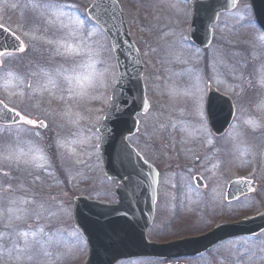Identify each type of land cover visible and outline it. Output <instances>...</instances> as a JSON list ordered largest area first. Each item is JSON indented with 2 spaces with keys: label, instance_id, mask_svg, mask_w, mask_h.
<instances>
[{
  "label": "rangeland",
  "instance_id": "rangeland-1",
  "mask_svg": "<svg viewBox=\"0 0 264 264\" xmlns=\"http://www.w3.org/2000/svg\"><path fill=\"white\" fill-rule=\"evenodd\" d=\"M89 1L11 0L5 4L0 3V25L9 30L13 29L24 41L26 53L23 57H30V53L34 54L33 65L29 66L40 69L41 75L38 77L36 87L41 91L43 98L50 102V107H42L41 100L37 99L38 89L32 86L28 90L25 82L19 91L13 89V93H10L15 72H11L13 76L0 72V80L8 87L7 90L0 89V99L2 97L6 103L12 105L10 98H15L17 108L26 111L29 116L38 120L46 117L48 128H55V133L60 136V138H52L54 161L44 153L43 159H40L44 151L43 146H47V142L40 141L38 135H34L30 130H22V132L26 131L25 134L15 133L16 137L21 136L19 140L1 139L0 178L2 173L7 171L3 174V178L13 179L14 184L12 185V182L9 184L11 191L12 186L19 184L21 178L55 185V181L60 182L59 174H61L75 194L86 193L91 199L101 202L114 201L112 192L118 184L109 183L102 176L97 129L109 106L110 95L117 81V69L108 37L85 15V7L90 3ZM119 1L122 2L123 12L127 22L130 23L129 29L132 30L133 41L143 57L147 94L149 93L148 99L152 105L150 115L142 119L140 135L130 140L133 145H138L141 151L147 152L149 156V138L153 131L183 133L187 127L188 131L202 135L205 130L201 122L204 112L203 101L208 82H213L220 88L217 90L222 93L234 94L238 107L235 131L224 139L226 145L233 143L234 147L231 152L223 150L220 153L225 166L221 169L223 172L217 175L216 182L202 198V215L195 219L188 217L184 224H181V216L178 230L164 229L163 227L168 226L172 220L168 210L174 206L171 197L166 196L165 193L157 210L162 206L166 214L161 219L157 217L154 227L157 231L153 233L152 229L149 230L148 240L164 241L167 238L177 237L178 234L200 235L209 228L212 218L233 210L237 212L238 219L246 218L245 215L249 213L263 211L264 34L251 17L248 18L250 11H244L248 6L245 4L243 8H238L232 14L233 16L238 13L235 18L226 16L221 19L215 27L217 42L203 52L196 50V47L189 42L187 32L180 30L190 23L191 15L189 8L183 3L172 0H149L150 7L146 10V5L138 6V0ZM65 3L75 5L74 10L69 13L70 16L79 17L84 21L83 29L78 31L75 37L69 35V29L60 28L58 22L49 23L50 19H54L53 13L58 15V12L55 7H45V5ZM153 10L157 13L159 10L164 12L157 19ZM142 17L149 21H143ZM245 17L249 20H245ZM61 19L71 23L67 17ZM141 20L143 25L151 26L149 29L152 30L146 32L141 28L139 25ZM28 21L34 22L32 27L23 28V24ZM236 36L238 45H235ZM61 44L65 46L62 47ZM68 44L78 46L80 54H68L66 51ZM41 50L46 59L37 55ZM8 60L6 59L5 63ZM66 75L71 79H65ZM50 80L54 81V84L50 83ZM21 93L24 94V99ZM30 99L34 101L27 103L26 101ZM54 107L53 114L56 115L52 116L48 112ZM17 157L20 162L17 161ZM38 164L42 166L37 167ZM44 164L47 174L44 171ZM52 164L58 167L59 172L56 173V168ZM252 164L256 168L253 178L259 185L257 187L254 183L256 193L238 203L227 204L224 192L230 179L235 175L252 173ZM233 171L236 173L232 176ZM173 179L182 182L187 176L179 172L173 176ZM47 184L44 186L47 197L44 196L38 201L33 197L24 196H21L20 201L13 192L4 197L0 195V208L10 207L12 197L14 220L19 219L21 225L27 224L36 214L46 219L44 226L35 231V227L30 228L37 234L35 237L13 233V244L11 245L9 241L10 249L6 250V246H0V264H84L86 262L88 246L73 227V198L60 201L59 195L57 203H49L48 195H53L54 191L47 188ZM159 198L161 199V194ZM177 200L178 197L175 196L174 201ZM21 203L26 208L25 213L22 211ZM2 220L0 218V223ZM4 224L8 226L10 233L7 237H10L13 232L10 228H14L15 222L13 221L12 225L10 222ZM40 229H43V232H40ZM215 248L214 251L226 252L227 262L232 261L231 264H264V235L258 239L228 240ZM21 249L28 256L14 257L13 252H19L20 255ZM2 253H5L4 257ZM130 264H164V262L138 260Z\"/></svg>",
  "mask_w": 264,
  "mask_h": 264
},
{
  "label": "water",
  "instance_id": "water-1",
  "mask_svg": "<svg viewBox=\"0 0 264 264\" xmlns=\"http://www.w3.org/2000/svg\"><path fill=\"white\" fill-rule=\"evenodd\" d=\"M251 2L257 21L264 30V0ZM220 10L217 7L214 14ZM87 13L109 36L116 57L119 77L111 95L109 110L98 128V148L105 175L109 179L120 180L125 187L124 191L117 193L120 202L117 207L90 202L85 198L75 201V225L87 239L90 248L87 264H115L121 259L141 256L167 258L179 251L194 255L229 237L256 235L263 231L264 213L239 224L221 226L201 238L167 246L146 243V231L154 215L158 173L128 143V139L138 131L137 116L145 114L148 108L142 80L143 66L129 37L120 7L114 0H96ZM201 13L197 9L194 29L199 27ZM213 22L210 21L205 28ZM207 40L197 44L206 47L210 42L209 36ZM18 44L11 34L0 31V51L18 52ZM216 98L210 96L209 110L216 108ZM219 115L213 110L210 114V124L216 132L223 130H219L216 120ZM20 122L21 118L17 120L0 108L1 124ZM244 192H249V182L235 181L229 186L228 198H237Z\"/></svg>",
  "mask_w": 264,
  "mask_h": 264
},
{
  "label": "flooded vegetation",
  "instance_id": "flooded-vegetation-1",
  "mask_svg": "<svg viewBox=\"0 0 264 264\" xmlns=\"http://www.w3.org/2000/svg\"><path fill=\"white\" fill-rule=\"evenodd\" d=\"M189 5V7H191V3ZM231 14L232 13H224L221 16L226 17ZM210 87L212 86L208 84L207 88L209 89ZM230 97L232 98V94ZM203 104L204 112L202 114L203 119L201 122L203 123L205 130L202 135L196 132L185 131L183 133L158 132L151 136L150 161L159 171L158 204L162 201L163 194L165 193L166 196L171 197L172 204H174V206L168 210L170 211L172 220L168 226L163 227L164 229L175 228L178 230L180 228L179 221L181 216V224H184L186 219H195L202 215V198L205 192L209 191L212 185L216 182L217 175H220L223 172L221 169L225 166V161L222 159V156H220V153H222L223 150H229L231 152L234 147L233 143L228 146L226 145V141L224 144L221 142L228 138L236 128V103L234 99H232L233 116L228 122L227 130L221 136L215 135L211 131L210 126H208L207 114L205 113V101H203ZM162 135L164 137H158ZM180 135L183 136L180 137ZM179 172L185 174L187 179H184L182 182L173 179V176ZM235 173L236 172L233 171L232 176L235 175ZM197 178L203 180V187L199 186ZM160 194L161 199L159 198ZM175 196L178 197L177 202L174 201ZM224 199L226 201L225 195ZM232 204L234 203H231V205ZM156 212V220L157 217H160L161 219L166 214L165 209L162 206L159 210H156ZM223 216L236 219L237 212L233 210L232 212L223 213L212 218L211 225L207 230L221 224L219 221ZM175 220L178 221L175 222ZM155 225L156 221L152 228L153 233L157 231L154 230ZM196 236L198 235L181 236L178 234L177 237L167 238L164 241H152L163 244L174 240L193 238ZM215 249L216 248L214 247L194 258L168 260L167 264H203L206 263V261L212 264H231L232 261L227 262L228 254L226 252L219 250L214 251Z\"/></svg>",
  "mask_w": 264,
  "mask_h": 264
},
{
  "label": "snow or ice",
  "instance_id": "snow-or-ice-1",
  "mask_svg": "<svg viewBox=\"0 0 264 264\" xmlns=\"http://www.w3.org/2000/svg\"><path fill=\"white\" fill-rule=\"evenodd\" d=\"M45 7H55L57 9V12H58V15L57 13H53V17L54 19H50L49 20V23H55V22H58L59 23V27L64 29H69V35L72 36V37H75L77 32L78 31H81L84 27V21L81 20L79 17H72L69 15V13H71L74 8H75V5L73 4H60V5H45ZM61 17H67V19L69 21H71V23H67L65 22L63 19H61ZM0 31H3V32H7L8 30L3 28L2 25H0ZM18 39V38H16ZM49 43H51V41H49ZM62 47H64L65 45L61 44ZM25 49H24V46L23 44H18V47H17V51H20V52H23ZM66 51L68 54H80V49L78 46H74L72 44H68L66 46ZM5 56V51H0V57H4ZM0 65H2V60H0ZM9 76H13L14 74L9 72L8 73ZM18 78V77H17ZM65 79H68L70 80L71 77L70 76H65ZM50 83H53L54 84V81H51L50 80ZM22 95V93H21ZM0 108H3L6 112L10 113L11 115L15 116L17 118V120L19 119V113H15V112H12L11 109H8L6 105H4L3 103H0ZM24 123L26 124H29V125H33V126H37L36 125V122L33 121V120H25L23 121ZM39 127H47L46 124H44L43 122H40ZM36 135H39V133H36ZM61 146L63 147V143H61ZM40 159H43V156L40 157ZM17 161H19V157H17ZM23 163H28V161H23ZM37 167H41L42 165H36ZM6 174V173H5ZM40 232H43V229H40L39 230ZM22 235L24 236H27L28 233L27 232H24L22 233ZM33 237H35L37 234L36 233H32ZM21 251H23V249H21Z\"/></svg>",
  "mask_w": 264,
  "mask_h": 264
}]
</instances>
